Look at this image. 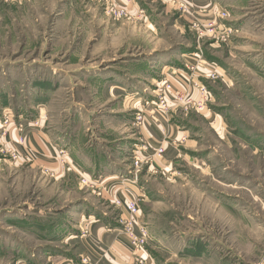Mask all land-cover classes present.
<instances>
[{
  "label": "rangeland",
  "instance_id": "374dc122",
  "mask_svg": "<svg viewBox=\"0 0 264 264\" xmlns=\"http://www.w3.org/2000/svg\"><path fill=\"white\" fill-rule=\"evenodd\" d=\"M161 6L156 5L158 11ZM220 8L211 17H195L207 21L225 14L223 23L236 31L228 43L201 39L198 47L192 34L182 41L169 19L160 18L163 39L153 44L159 55H178V50L198 54L216 66L220 75L215 81L194 80L211 96L202 112L178 110L185 117L191 115L178 118L175 124L188 131V140L198 141L197 152L187 146L176 160L174 153L184 141L172 142L161 158L174 159L176 164L148 176L146 190L140 188V195L150 194L149 199H141L138 216L139 227L149 237L145 251L153 264H264V0H246L235 13ZM67 13L66 0H0V128L2 114L7 112L13 141L17 137L27 141V130L44 123L45 128L52 127L55 137L64 139L65 149L71 144L80 150L89 145L108 152L111 145H105L117 141L112 135H120V126L109 115L123 110V94L113 96L107 90L104 79L112 78L108 71L114 68L103 66L119 59V42L111 43L114 28L109 21L87 29L80 22L81 14ZM172 13L182 16L174 9ZM82 29L90 43H83ZM95 38H102L100 44ZM145 48L143 42L129 47L133 55ZM99 65L101 77L92 73ZM210 113L219 117L222 129L208 119ZM160 122L158 118L156 124ZM9 139L0 140V238L9 233L30 243L31 250L43 245L44 252L50 246L62 252L67 247L50 243L53 229L61 223L58 212L74 213L73 225L87 214L99 220L119 218V207L89 196L83 184L68 191L41 178L36 170L10 162L7 149L15 145ZM122 161L116 173L121 181L130 178L132 153ZM143 169L144 165L138 170L141 176ZM136 185L142 187L139 181ZM79 247L72 246L75 251ZM22 257L16 250L4 253L0 248V264H15Z\"/></svg>",
  "mask_w": 264,
  "mask_h": 264
},
{
  "label": "crops",
  "instance_id": "0c3cea01",
  "mask_svg": "<svg viewBox=\"0 0 264 264\" xmlns=\"http://www.w3.org/2000/svg\"><path fill=\"white\" fill-rule=\"evenodd\" d=\"M184 1L190 6V12L193 16L197 15L198 17H211L215 11L223 10L220 7L227 8L231 13H235V9L241 10L240 7L246 2V0ZM106 3H114L119 6L127 4L126 0H66V7L68 13L75 11L77 14L82 15L79 18L80 22L87 29H89L91 24L94 25L96 23V26H102L108 21L114 28L113 41L110 42L112 44L119 42V59L114 61L112 65L103 66L105 69L108 66L114 68L108 71V74H111L112 78L109 76L103 78H105L104 83L107 85V90L112 92L113 96L123 94V110H119L117 114L109 115L112 123L120 126V135L111 134V139H117V141H110L105 145L108 147L111 145L108 152H106L107 150H103L102 152L98 149L93 150L89 145H83L80 150L74 144H71V147L65 149L66 144L64 143V139L55 137L49 124L45 128V124L40 123L39 128L34 129L35 131L27 130L25 145L17 147L20 152L26 151L24 153L29 155H27L28 159L24 160L21 157L16 164L19 163L18 165L23 164L22 166H27V170L29 171L36 170L42 176L41 178L48 179L53 184H59L68 191L75 186L77 188L81 184L82 179L93 182L96 186L95 190L85 188L87 193L90 194L89 196L95 195L112 207L115 206L114 202L116 200H133L139 206L142 198L149 199L150 197V194L148 197V193L146 196L144 193L142 195L139 194L140 188L146 190L149 180L148 176L162 173L163 170L168 171L176 164L174 159L178 160L180 158L181 150H184L185 153V147L188 146L189 148H194L193 152H197L195 148L200 144L197 143L198 141L188 140V138H191L188 131H184L182 127L179 128L175 124L178 118H183L184 120L191 115L185 117L178 111L181 109L172 107L170 112L165 114L164 120L161 118L162 123L156 124L148 120L146 124L140 126L134 119L135 107L134 109L129 107L130 104L127 103V99L131 98V100L139 102L154 100L157 94V85L161 84L162 80L166 78L171 82L173 89L185 92L188 87L189 92L193 96L197 91L190 87V83L194 80L205 79L203 77L204 70H201L203 72H199L201 75L198 72H194L193 74L188 72V66L195 64L199 59L198 54L196 55L192 52L185 53V50H178V55H159L160 50L153 48L155 40L161 41L163 39L164 32H162L160 18L163 20L165 18L169 19L171 29L175 30L174 32L182 38V41H185L192 34L188 26L190 18L188 16H172L173 7L170 5V0H133L127 4L128 15L120 20H112L111 17H108L109 15L107 16L105 12ZM157 4H162L161 11L157 10ZM140 12L142 13L140 14ZM157 19L159 24L157 23ZM71 20L72 18H70V22ZM70 32L71 30L67 33V37H69ZM84 35L87 37V32L82 29L81 36L83 37V43H90L91 38H85ZM77 37L79 38L80 35ZM55 38L53 42L57 41V38ZM71 40H74L73 32ZM78 41L81 42V39ZM94 41L100 44L102 38H95ZM140 42L146 44L145 52L142 51L137 55L131 54L130 45ZM53 47L54 43L52 44ZM165 51L167 52V50ZM88 52L86 51V57L89 56ZM101 67L99 65L97 71L95 72L93 69L92 73L101 77V74H103L100 71L102 70L100 69ZM205 68L207 70H218L216 66L209 62ZM89 71V69H86L87 73H90ZM209 116H207L209 120L210 118L213 119V125L219 124L221 129L223 128V123H219V117L215 115L214 118V115L212 117L211 113ZM91 126L90 124L87 130ZM23 131L25 132V129ZM9 138L12 142L14 135L11 134ZM181 139L184 142L180 143L177 147L174 159L169 161L152 156L153 150L157 147L162 145L166 147L165 151L167 152V150H170L172 142L179 143ZM143 144L149 145L151 150L146 154L150 157L149 162L143 164L144 176L139 175V173L137 175V183L139 181L142 187L137 186L138 184L136 185V183H131L130 178L123 181L119 180V175L116 173L121 168L122 162H124L122 159L128 153L131 155L135 149H138ZM107 154H113L114 157H111V155L107 156ZM142 182L145 184L143 185ZM97 192H101V195L98 196ZM66 213L68 212L61 211L56 214L57 219L62 224L60 222L56 224L50 242L67 247L62 252L56 246H50L44 252L43 245H35L34 250H31L32 245L30 243L27 245L25 240L21 238V241L16 240V237L9 233H2L0 248L4 253L5 251L16 250L18 255L24 256L18 262L15 260V264H44V262L46 264H78L80 257L84 255H88L97 264H153L145 249L138 253L134 251L128 237L122 228L116 224L115 218H102L99 220L94 215L87 214L81 215L78 224L73 225L70 219L74 213L69 215ZM118 215V217L125 216V213L119 210ZM139 220L140 217L138 216L137 222ZM18 224L19 226L24 225L23 221L18 222ZM34 234L33 243L36 244V231H34ZM74 243L80 245L79 250L75 251L72 248ZM49 251H54L55 253H50Z\"/></svg>",
  "mask_w": 264,
  "mask_h": 264
},
{
  "label": "built area",
  "instance_id": "2783aa9c",
  "mask_svg": "<svg viewBox=\"0 0 264 264\" xmlns=\"http://www.w3.org/2000/svg\"><path fill=\"white\" fill-rule=\"evenodd\" d=\"M9 3H22L25 0H2ZM105 1V0H104ZM133 0H126V3H131ZM126 5H116L114 3H106L105 12L107 15L111 16L115 20H120L125 18L128 15ZM170 4L174 10H176L182 16H188L190 18L189 30L197 41V45L200 43L201 39H206L210 42L215 43H228L230 39L234 36L236 31L234 28L223 23L225 14H217L213 19L207 21H201L197 19L190 12V6L184 0H170ZM142 12H140L141 14ZM221 15V16H220ZM220 21V22H219ZM199 47V45H198ZM196 61L194 67H188L187 69L194 72H203L204 77L209 81L217 80L220 75L217 70H207L206 62L202 61L200 56ZM190 87L197 91V99L194 100L191 92H189L188 87L185 92L173 89V86L169 79H163L162 83L157 85L156 91L157 94L154 100L150 102H139L136 100L127 99V103L134 109L135 114L134 119L137 124L140 126L146 124L149 120L153 123H158V118L164 120L165 114H168L172 107L182 108L184 111L194 109L197 112H202L205 109L208 101L211 99V96L208 94L206 89L200 83L191 81ZM156 115L158 117H156ZM2 126L0 128V140L9 138L11 133L8 131L10 123V115L7 112L2 114ZM36 126H39V124ZM17 133L22 132L21 126L17 127ZM18 140L14 142L15 148H8L7 154L10 162H18L20 158L27 160L28 154L20 152L17 147H22L25 143V139L22 137H17ZM151 150V147L147 144H143L138 149H135L132 152V165L128 170V175H130V182H137L138 170L142 167L143 164L149 162V156L146 154ZM166 147L159 146L153 150V155L156 158H161L165 153ZM24 153V154H23ZM28 155V156H27ZM81 184L85 188L95 190L96 186L93 182H88L84 179L81 180ZM104 192V191H103ZM97 195L100 196L101 192H97ZM116 207H119L125 213V216H121L116 220L123 232L129 239V242L135 252H141L145 249V246L148 242V235L144 228L139 227V222H137L139 214V206L136 201L133 200H116L114 202ZM142 263V262H141ZM78 264H97L94 262L88 255L80 257Z\"/></svg>",
  "mask_w": 264,
  "mask_h": 264
}]
</instances>
